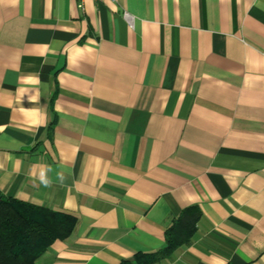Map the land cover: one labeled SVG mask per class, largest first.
<instances>
[{"label":"crops","instance_id":"crops-1","mask_svg":"<svg viewBox=\"0 0 264 264\" xmlns=\"http://www.w3.org/2000/svg\"><path fill=\"white\" fill-rule=\"evenodd\" d=\"M0 192L76 217L34 264H138L192 205L154 264H264V0H0Z\"/></svg>","mask_w":264,"mask_h":264},{"label":"trees","instance_id":"trees-1","mask_svg":"<svg viewBox=\"0 0 264 264\" xmlns=\"http://www.w3.org/2000/svg\"><path fill=\"white\" fill-rule=\"evenodd\" d=\"M200 215L197 205L185 208L166 229L163 248L154 253H136V262L154 264L179 246L189 244ZM75 223L76 217L70 213L23 202L0 192V264H34L55 241L66 239Z\"/></svg>","mask_w":264,"mask_h":264},{"label":"built area","instance_id":"built-area-1","mask_svg":"<svg viewBox=\"0 0 264 264\" xmlns=\"http://www.w3.org/2000/svg\"><path fill=\"white\" fill-rule=\"evenodd\" d=\"M123 16L130 23V25H132L133 17L131 15H129L127 12H124Z\"/></svg>","mask_w":264,"mask_h":264}]
</instances>
